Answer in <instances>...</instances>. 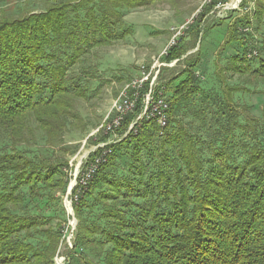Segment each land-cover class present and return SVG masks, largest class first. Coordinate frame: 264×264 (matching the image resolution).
Listing matches in <instances>:
<instances>
[{
  "label": "trees",
  "instance_id": "trees-1",
  "mask_svg": "<svg viewBox=\"0 0 264 264\" xmlns=\"http://www.w3.org/2000/svg\"><path fill=\"white\" fill-rule=\"evenodd\" d=\"M163 1L175 3L0 0V264H54L66 221L56 202L69 183L63 137L80 122L76 101L88 99L96 73L87 65L81 83L74 67L131 34L126 13ZM239 9L242 19L228 27L223 48L239 40L241 54L216 72L263 82L264 39L250 47L243 29L264 30V0H241ZM191 27L163 55V63L176 62L160 70L165 77L157 87L169 106L166 127L143 119L128 132L146 84L117 132L128 133L106 146L110 155L74 204L77 225L65 264H264V90L229 86L221 77L222 93L210 95L196 75L200 57L190 53L202 32ZM252 50L257 56L248 58ZM236 94H248L252 104ZM186 105L198 106L194 119L201 124L209 111L222 119L214 144L203 143L194 122L182 124ZM33 146L48 151L31 154Z\"/></svg>",
  "mask_w": 264,
  "mask_h": 264
},
{
  "label": "rangeland",
  "instance_id": "rangeland-1",
  "mask_svg": "<svg viewBox=\"0 0 264 264\" xmlns=\"http://www.w3.org/2000/svg\"><path fill=\"white\" fill-rule=\"evenodd\" d=\"M173 1L175 2L173 6L165 4L163 1L126 13L124 22L131 30V34L124 41L115 43L109 47L95 49L87 62L74 67L72 75L76 79L79 78L81 83H84L81 73L82 70L89 67L87 65L93 66L96 73L94 74L95 79L93 82H89L91 84L87 86L89 87L88 99H79L76 101V110L78 111L80 122L63 137L62 147L68 150L64 154V158L68 160L69 169L66 170V173L69 177V183L64 195L60 196L56 202L58 205L56 210L58 209L60 218L64 216L66 220L65 222L63 221L65 223L64 229L66 228V224L68 225V221H70L71 230L69 232L71 233L75 231L77 223L74 217L75 203H72L68 207L69 203L66 201V198L69 200L71 194L69 187L72 186L74 177L80 170L79 164L84 162V159H87L90 152H92L91 149L94 146V142L100 136H103L95 132L109 113L112 102L117 98L126 84L132 80L142 78V73L144 75L150 73V78L154 73H157L158 81L160 80V75L165 77L163 75L164 72L160 70L162 68L171 69L176 62L171 64L163 63V55L172 42L177 44L179 39L185 36V33L192 30L191 26H198L199 31L202 32L199 43L196 44V48L190 53L194 54L192 56L200 57L199 64L195 68L196 75L202 83V86L210 92V95L216 92L217 94L222 93V78L224 79L223 83L225 82L229 86L236 84L249 90H264V81L259 83H246L243 77H239L236 74L230 75V73L220 74L221 72H216L218 69L222 70V67L228 64L227 62L231 56L241 54L242 47L239 40H236L228 48H223L228 37V27L242 19L240 12L243 10L239 9L241 0H230L227 5V9H230V11L212 8L202 18L199 14L207 5L204 4L205 0ZM31 5L29 4L28 7L31 8ZM18 6L25 7L27 4L19 3ZM252 6V4H249L247 8H252ZM247 12H250V9ZM182 27L183 29H181ZM245 29L248 30L244 31ZM245 29H243V33L250 32V36L248 37L250 47H257L264 39L263 28L258 32L251 30L249 27ZM178 31L181 36L178 35L174 39ZM239 31L242 32V29H239ZM242 36V34H239L238 39ZM186 41H188L187 37ZM252 66H257V63H252ZM69 74L71 75V71ZM218 74L220 75L218 76ZM163 77L162 80L164 79ZM159 82L161 83V81ZM233 97L242 102L241 104H252L248 94H236ZM207 103H213V106H216L215 102ZM215 109L218 110V106ZM197 110L198 106L186 105L179 112L182 124L188 127L191 121L194 122L195 126L199 128V136L202 138L203 143L205 145L208 143L214 144L218 139H215V132L219 128L218 126L222 119H219L213 111H209L206 119L203 120V124H201V119H194L196 116L200 117L197 114ZM243 119L241 117L240 121H243ZM202 125L203 128H200ZM209 134L212 135L208 137ZM235 134L238 136L240 132L236 131ZM36 135L39 136L38 134ZM37 142V145L42 146L40 140L38 141L37 139ZM36 147L33 146L30 148L31 154L48 151L47 147L43 149H36ZM73 151L74 154L70 155ZM37 202H34V206L36 204L41 208L47 206L42 202ZM70 237L71 235L68 238L66 237L67 244L71 240ZM70 243L72 246V240ZM67 244L63 243L60 245L57 252L58 258H56L57 256L55 257L54 264H61V256H64L66 250L70 248Z\"/></svg>",
  "mask_w": 264,
  "mask_h": 264
},
{
  "label": "built area",
  "instance_id": "built-area-1",
  "mask_svg": "<svg viewBox=\"0 0 264 264\" xmlns=\"http://www.w3.org/2000/svg\"><path fill=\"white\" fill-rule=\"evenodd\" d=\"M216 1L217 3L213 7V9H221L224 11H230V9H227V5L230 0H216ZM211 3H212V0L204 1V4H207V5ZM181 29H183V27ZM247 30L248 29H245L244 31H247ZM179 31L174 36V39L177 38L176 36L178 35L181 36ZM174 44L175 42H172L169 45V47ZM256 56H257V52L254 50H252L251 52L247 54L248 58H252ZM142 75H143L142 78L137 79V80H132L131 82L125 85V87L120 91L117 98L112 102L111 109L105 117L104 128H102L101 130H96L95 133H98V134L100 133V135L107 136L108 139L105 143H100L92 147L91 149L92 152H90V154L98 150L99 152L96 156L93 157L91 161H88V157H87V159H84V162L79 164L80 170L78 174L75 175L74 180L72 182V186L69 187V190H71L69 200H67L66 198V201L69 203L68 207L71 206L72 203L77 202L78 196L80 195L81 190L86 187V185L88 184V181L97 171L98 167L110 155V149H108L106 146L113 144L115 142H118L123 136H125L131 130V128H133L135 124H137V122L143 119L145 120L159 119L161 120V127L159 129L163 130L166 127L167 121H168L167 112H168L169 106H168V102H167L166 95L164 92V88L161 87L159 88V90L157 89L158 87L157 73H154L151 78H150L151 76L150 73L147 75H144L142 73ZM146 84H147V89L145 90L143 99L141 100V112L137 115L135 120L129 125L128 132L125 133L123 136H119V134L117 133L119 128L123 124L124 119L129 114L134 112L138 104V101L141 97V92L144 89ZM75 188H76V192L72 194V191ZM70 230H71L70 221H68V225L66 224V228L63 230V237H64L65 244H67L66 237L68 238L69 235H71L70 238L71 240H73L74 232L71 233L69 232ZM70 242L67 245L68 247L71 248ZM56 258H58V256ZM61 259H62L61 264L66 262L65 261L66 258H64L63 256H61Z\"/></svg>",
  "mask_w": 264,
  "mask_h": 264
},
{
  "label": "bare ground",
  "instance_id": "bare-ground-1",
  "mask_svg": "<svg viewBox=\"0 0 264 264\" xmlns=\"http://www.w3.org/2000/svg\"><path fill=\"white\" fill-rule=\"evenodd\" d=\"M155 122L157 123V125L159 126V128L161 127V120L159 119H154ZM104 124H105V118L103 120V122L101 123V125L99 126V128L97 130H101L102 128H104ZM92 178V177H91ZM90 181V180H89ZM88 181V182H89Z\"/></svg>",
  "mask_w": 264,
  "mask_h": 264
}]
</instances>
